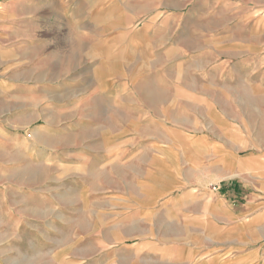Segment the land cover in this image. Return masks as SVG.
<instances>
[{
    "label": "rangeland",
    "instance_id": "1",
    "mask_svg": "<svg viewBox=\"0 0 264 264\" xmlns=\"http://www.w3.org/2000/svg\"><path fill=\"white\" fill-rule=\"evenodd\" d=\"M0 46V264H204L264 199V0H0Z\"/></svg>",
    "mask_w": 264,
    "mask_h": 264
},
{
    "label": "crops",
    "instance_id": "2",
    "mask_svg": "<svg viewBox=\"0 0 264 264\" xmlns=\"http://www.w3.org/2000/svg\"><path fill=\"white\" fill-rule=\"evenodd\" d=\"M2 55L0 46V61ZM228 162L225 170L231 178L245 180L244 174H254L241 171L235 160ZM185 184L189 180L175 181L169 187L179 190ZM259 187L258 192L263 194L264 183ZM213 194L206 196L207 211L192 213L196 231L203 234L193 248L195 259L204 264H264V199L238 207L228 201L229 195Z\"/></svg>",
    "mask_w": 264,
    "mask_h": 264
},
{
    "label": "bare ground",
    "instance_id": "3",
    "mask_svg": "<svg viewBox=\"0 0 264 264\" xmlns=\"http://www.w3.org/2000/svg\"><path fill=\"white\" fill-rule=\"evenodd\" d=\"M151 94L154 95L153 92H152ZM159 94H160V93H159ZM156 95H157V94H156ZM152 97H154V96H152ZM158 97H159V95L156 97V99H158Z\"/></svg>",
    "mask_w": 264,
    "mask_h": 264
}]
</instances>
